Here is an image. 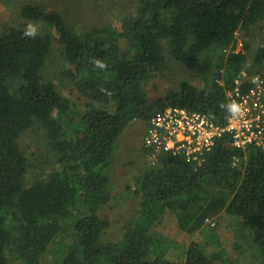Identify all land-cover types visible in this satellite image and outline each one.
<instances>
[{
	"label": "trees",
	"instance_id": "obj_1",
	"mask_svg": "<svg viewBox=\"0 0 264 264\" xmlns=\"http://www.w3.org/2000/svg\"><path fill=\"white\" fill-rule=\"evenodd\" d=\"M61 2L9 1L24 23L0 30V264H264V149L235 147L227 133L200 161L154 154L142 142L141 156H155L124 186L134 203L117 236L106 211L119 198L113 156L130 123L147 125L168 107L227 123L226 92L237 81L247 91L249 76L264 71V0H128L119 26L81 31L66 21ZM38 23L46 31L24 34ZM50 31L67 64L54 79L43 76ZM238 38L243 51H235ZM177 65L192 66V78L149 96L147 84ZM54 80L84 98L82 113ZM32 129L51 154L48 165L38 150L27 151L25 137L37 146ZM167 214L187 235L232 218L243 261L195 240L156 241Z\"/></svg>",
	"mask_w": 264,
	"mask_h": 264
},
{
	"label": "rangeland",
	"instance_id": "obj_2",
	"mask_svg": "<svg viewBox=\"0 0 264 264\" xmlns=\"http://www.w3.org/2000/svg\"><path fill=\"white\" fill-rule=\"evenodd\" d=\"M7 1H10L12 6L13 0H0V30L10 25H17L19 22L24 23L18 14V7H13L12 10V8H9ZM38 1H45L49 3V0ZM127 1L128 0H105V6H99L94 3L91 6L84 4L83 7H80L74 0H62L61 4L64 8L63 15L66 21L71 24L73 28L81 31L105 23H112L113 26H119L121 18L124 16L122 15V11L125 14L128 12L126 8H130L129 6L126 8L123 6L127 3ZM130 1L131 0H129V2ZM114 8L117 9L113 10ZM49 9L51 10V8ZM74 9L76 10L75 12ZM28 25L29 24H27V26ZM34 26H36L37 31H46L44 28L45 26L42 24L38 23ZM50 33L53 35V39L55 38V42L53 43V51L51 52L49 60L43 69V76L44 78L54 79V75L60 71L62 66H66L67 64L66 62L62 63L60 58V49L57 44L56 35L52 31H50ZM262 41L264 42V40ZM249 45H252L251 41ZM240 50L243 51V48L241 40L238 38L235 51ZM192 70V66L183 67L177 65L171 70V73L166 74V78H158L157 80L147 84L146 92L151 97L163 96L170 85L177 83L182 78L191 79L193 75ZM54 82L60 84L61 93L73 102L74 111L82 113L85 110L84 98L81 97V95H79L77 91L67 83V81L60 83L58 80H54ZM145 129L146 125L144 122L138 120L133 121L123 130L115 146L111 179L113 180L112 190L119 195V198L114 200V205L111 204V208H106L109 217L113 219V221L111 220L113 225L112 232L110 233L111 237H113L112 235L117 236V225L122 223L124 219L128 217L127 215L132 213L129 208L133 205L134 200L133 198H129L130 194H127L125 191V184L130 179V184H132V179L148 167V165L152 164L151 160L154 155L151 154L149 158H145L140 154ZM31 132H33V129ZM34 136L35 144L37 146L32 145L34 143L29 137L24 138V140L30 144L27 151L29 154H33L35 150H38L39 154L37 157L48 165L51 154L47 151L45 145L43 144V140L39 139L35 134ZM117 212H119V214H115ZM216 221V228H206L203 232L198 231L193 235H187L179 232L176 221L171 215L167 214L163 217L161 224L155 229L154 237L156 241H162L164 239H171L174 242H182L183 240H186V242L190 240L199 241L203 243L209 251L217 248L223 249V252L230 258V260L238 262L243 261V258L239 255V251H236L237 248H241L239 244L241 238L238 230L239 227H237V225L233 222L232 218L227 217L225 214ZM48 257H50V255H48ZM167 257L171 258V255L168 254ZM11 264L19 263L14 262ZM226 264H230V262H226Z\"/></svg>",
	"mask_w": 264,
	"mask_h": 264
},
{
	"label": "built area",
	"instance_id": "obj_3",
	"mask_svg": "<svg viewBox=\"0 0 264 264\" xmlns=\"http://www.w3.org/2000/svg\"><path fill=\"white\" fill-rule=\"evenodd\" d=\"M248 79L253 84L247 91L243 92L237 81L236 87L226 92L229 116L224 126L213 123L205 114L168 107L148 121L144 146L154 154L165 151L200 161L216 139L227 133L235 147L255 144L264 149V71Z\"/></svg>",
	"mask_w": 264,
	"mask_h": 264
},
{
	"label": "clouds",
	"instance_id": "obj_4",
	"mask_svg": "<svg viewBox=\"0 0 264 264\" xmlns=\"http://www.w3.org/2000/svg\"><path fill=\"white\" fill-rule=\"evenodd\" d=\"M25 35H27V36H35V34H36V26H34V25H32V24H29L28 26H27V30H26V32L24 33Z\"/></svg>",
	"mask_w": 264,
	"mask_h": 264
}]
</instances>
